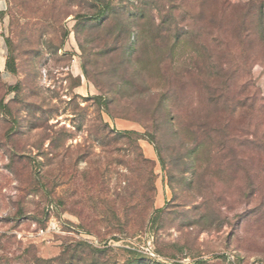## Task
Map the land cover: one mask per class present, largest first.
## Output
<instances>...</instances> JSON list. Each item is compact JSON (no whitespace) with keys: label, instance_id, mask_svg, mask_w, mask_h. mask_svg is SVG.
I'll use <instances>...</instances> for the list:
<instances>
[{"label":"rangeland","instance_id":"rangeland-1","mask_svg":"<svg viewBox=\"0 0 264 264\" xmlns=\"http://www.w3.org/2000/svg\"><path fill=\"white\" fill-rule=\"evenodd\" d=\"M2 2L0 264H264V0Z\"/></svg>","mask_w":264,"mask_h":264},{"label":"crops","instance_id":"crops-1","mask_svg":"<svg viewBox=\"0 0 264 264\" xmlns=\"http://www.w3.org/2000/svg\"><path fill=\"white\" fill-rule=\"evenodd\" d=\"M0 6H3V2H2V0H0ZM148 152H149V156L150 157H153V150H148Z\"/></svg>","mask_w":264,"mask_h":264}]
</instances>
